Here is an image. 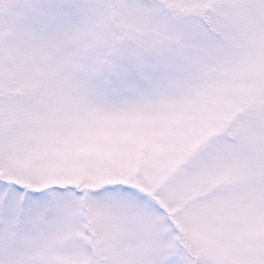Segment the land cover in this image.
<instances>
[{
	"label": "rangeland",
	"instance_id": "obj_1",
	"mask_svg": "<svg viewBox=\"0 0 264 264\" xmlns=\"http://www.w3.org/2000/svg\"><path fill=\"white\" fill-rule=\"evenodd\" d=\"M0 264H264V0H0Z\"/></svg>",
	"mask_w": 264,
	"mask_h": 264
}]
</instances>
